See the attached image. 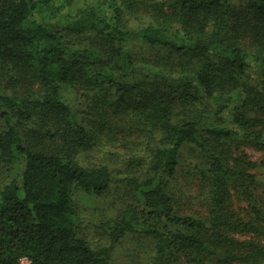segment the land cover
<instances>
[{
    "label": "trees",
    "instance_id": "16d2710c",
    "mask_svg": "<svg viewBox=\"0 0 264 264\" xmlns=\"http://www.w3.org/2000/svg\"><path fill=\"white\" fill-rule=\"evenodd\" d=\"M74 1L0 2V71L32 70L47 92L43 99H30L19 91L6 93L0 84V120L6 126L0 131V164L9 171L0 189V264H21L24 258L31 264H110L111 250L128 234L152 238L151 264H180L181 256L199 255L207 244L226 249L219 264L254 261L239 242L218 244L216 238L232 225L227 209L232 186L258 181L251 173L254 164L237 159L226 166L209 142L264 146V55H248L224 37L223 16L234 0H171L184 18L180 32H173L168 20L131 29L112 0H94L73 10ZM243 1L247 14L264 28V0ZM197 17L219 19L216 32L208 38L196 33L191 19ZM67 36L85 37L97 47V57L72 46ZM130 42L162 48L199 65L191 66V80H176L168 71L152 73L125 48ZM71 89L88 101L89 115L108 123L113 117L134 115L160 131L161 142L152 150L145 179L114 174L105 167L85 168L70 155L48 153L37 140L24 143L17 128L35 120L47 125L53 117L60 120L59 126L55 131L44 129L42 139L64 145L72 141L78 150L91 147L93 132L76 122L66 104L64 96ZM227 98L236 106L173 122L181 109ZM186 146L196 148L207 162L199 174L211 185L208 220L181 217L172 209L168 182ZM127 161L131 172L144 166L140 157ZM111 184L127 187L134 203L109 228V247L94 250L77 236L72 191L102 198ZM241 227L254 232L253 224Z\"/></svg>",
    "mask_w": 264,
    "mask_h": 264
},
{
    "label": "rangeland",
    "instance_id": "374dc122",
    "mask_svg": "<svg viewBox=\"0 0 264 264\" xmlns=\"http://www.w3.org/2000/svg\"><path fill=\"white\" fill-rule=\"evenodd\" d=\"M2 1L13 0H0ZM112 1L121 8L122 20L131 29L158 25L157 23L168 20L173 32L181 31L184 18L179 9L174 8L170 3L171 0ZM95 2L94 0H75L72 8L76 10ZM244 6L243 0H234L226 10L223 16L225 23H222L225 25L224 37L236 43L248 55H264L262 23L248 15ZM191 21L195 25L196 33L202 32L200 34L205 38L212 36L220 23L219 19L214 17H197L192 18ZM67 40L74 47L89 50L91 58L97 57V47L88 44L85 37L67 36ZM125 48H128L138 63L147 65L146 68L151 69L152 73L172 72L173 77L179 81L191 80L189 72L193 71L192 67L196 68L199 65L196 61H190L168 50L141 43L130 42ZM186 63L187 69H182ZM0 84L4 92L19 91L30 99H43L47 95L32 70L4 68L0 71ZM64 98L72 116L77 118L76 122L93 132L94 141L91 147L78 150L72 141L68 142L69 145H64L61 141L42 139L44 129L57 130L60 120L53 117L47 125H42L35 120L26 124L24 128H17L25 144L37 140L39 146H43L48 153L70 155L85 168L105 167L111 173H123L138 180L148 176L147 167L152 150L161 142L162 136L159 130L134 115L113 117L109 123L107 119H102L98 115H89L88 101L78 90H68ZM231 105L236 106V103L227 98V100L217 99L209 102L206 106H193L190 111L181 109L173 118V122L179 123L190 117L204 118L223 106L230 108ZM5 129V124L0 120V131ZM209 145L226 166L233 164L237 159H246L255 165L251 173L256 175L258 185H253L246 180L232 186V200L227 208L232 225L221 229L220 236L216 238L218 244H226V241L231 240L239 242L243 245L244 254L249 253L256 257L249 263L244 261L233 264H264V146L253 142L213 140L209 142ZM132 157H140L144 162L143 168L134 172L128 171L127 160ZM206 167V159L196 148L186 146L181 150L179 167L168 182V194L176 215L209 219L211 202L208 193L211 185L199 174V170ZM8 175V168L0 164V189L7 182ZM133 203V194L121 184H111L102 198H96L80 189H73L72 207L77 214V236L94 250L109 247V228ZM240 224H253L254 232L249 231L247 227L240 228ZM224 250H226L224 247L215 250L212 245L207 244L206 250L199 255L181 256L179 262L180 264H219L223 260ZM154 255L155 247L152 238L144 234H128L111 250L109 262L110 264H151ZM22 264L28 263L23 261Z\"/></svg>",
    "mask_w": 264,
    "mask_h": 264
},
{
    "label": "built area",
    "instance_id": "2783aa9c",
    "mask_svg": "<svg viewBox=\"0 0 264 264\" xmlns=\"http://www.w3.org/2000/svg\"><path fill=\"white\" fill-rule=\"evenodd\" d=\"M23 261L27 262L28 264H31V263H30L27 259H25V258H24V259H21V264H22Z\"/></svg>",
    "mask_w": 264,
    "mask_h": 264
}]
</instances>
